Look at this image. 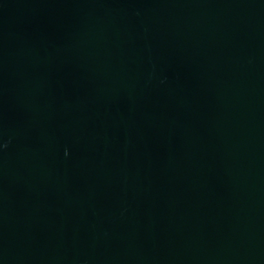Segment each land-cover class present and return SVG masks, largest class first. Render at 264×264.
Masks as SVG:
<instances>
[{
    "label": "water",
    "instance_id": "95a60500",
    "mask_svg": "<svg viewBox=\"0 0 264 264\" xmlns=\"http://www.w3.org/2000/svg\"><path fill=\"white\" fill-rule=\"evenodd\" d=\"M0 264H264V0H0Z\"/></svg>",
    "mask_w": 264,
    "mask_h": 264
}]
</instances>
